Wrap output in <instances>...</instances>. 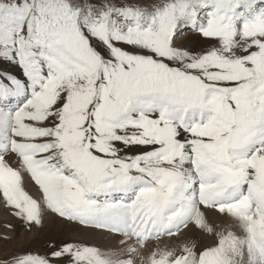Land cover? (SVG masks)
<instances>
[{"label":"snow or ice","instance_id":"1","mask_svg":"<svg viewBox=\"0 0 264 264\" xmlns=\"http://www.w3.org/2000/svg\"><path fill=\"white\" fill-rule=\"evenodd\" d=\"M0 213V264H264V0H0Z\"/></svg>","mask_w":264,"mask_h":264},{"label":"rangeland","instance_id":"2","mask_svg":"<svg viewBox=\"0 0 264 264\" xmlns=\"http://www.w3.org/2000/svg\"><path fill=\"white\" fill-rule=\"evenodd\" d=\"M0 219H3V214L0 213ZM44 235H41L40 239L36 242V246H39V244H41L43 242L44 239Z\"/></svg>","mask_w":264,"mask_h":264}]
</instances>
